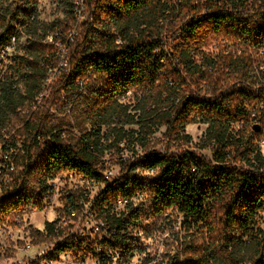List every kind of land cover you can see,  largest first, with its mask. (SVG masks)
<instances>
[{"label": "trees", "instance_id": "16d2710c", "mask_svg": "<svg viewBox=\"0 0 264 264\" xmlns=\"http://www.w3.org/2000/svg\"><path fill=\"white\" fill-rule=\"evenodd\" d=\"M10 1L0 0V48L15 35ZM26 1V11L18 10L27 17L26 43L0 89L3 151L22 145L11 162H0V226L42 210L53 182L72 174L104 186L91 202L102 223L93 234L103 236L64 238L45 264L62 255L128 264L139 251L134 200L144 195L155 213L173 210L197 232L168 264H264V154L234 128L264 126V0H187V16L169 39L161 22L175 13L162 0H88L93 20L78 28L74 42L62 39L66 68L46 43L49 32H40L34 13L40 0ZM60 1L74 14L75 0ZM71 20L61 34H71L77 19ZM210 46L216 55L206 52ZM55 71L60 77L47 87ZM139 91L135 104L123 101ZM45 92L49 98H41ZM15 120H22V136L11 134ZM196 123L208 126L202 142L212 159L189 150L146 152L163 127L168 139L189 146L186 128ZM121 145L137 158L121 162L128 174L109 184L104 159L113 149L124 152ZM138 148L145 154L138 157ZM69 202L77 210L78 200ZM56 226L47 223L46 231L61 238Z\"/></svg>", "mask_w": 264, "mask_h": 264}, {"label": "rangeland", "instance_id": "374dc122", "mask_svg": "<svg viewBox=\"0 0 264 264\" xmlns=\"http://www.w3.org/2000/svg\"><path fill=\"white\" fill-rule=\"evenodd\" d=\"M162 1L168 4L172 12L175 13V17L174 15H166L167 22H161L163 29V34L161 35H163V38L169 39L174 35L178 25L182 23L181 20L186 18L187 13L184 7L188 4L187 0ZM8 7L10 8L11 16L17 17L20 15L18 14L20 8L27 9L29 6L26 0H11ZM34 13L39 22L40 32H49L46 43L53 46L57 53L61 55L59 62L61 64L64 58L67 59V56H64L66 49L62 39L65 40L64 42L71 41L70 35L72 34L73 37L75 33L78 34V28L85 22L77 20L70 35L61 34V30L64 27L72 24L71 18H75V16L61 4L60 0H40ZM54 25H58L59 28L51 31L50 28ZM22 39L21 37V41ZM27 40H29L28 37ZM206 52H210L212 55L217 54V50L213 46L208 47ZM19 54L21 55L22 52ZM56 77H60L59 71H55L51 75L46 86H51ZM45 95L49 98V92H45L41 98H44ZM143 95L141 91L136 92V94L131 92L123 101L132 105L135 104L137 98H143ZM40 104L45 107L49 105L45 104V101H40L39 106H41ZM24 115H22V118ZM234 128L235 136L238 139L245 137L247 141L251 140L254 143V148L264 154V126H260L258 122L253 121L248 126L242 124L236 125ZM131 129L138 130V126ZM207 129L208 126L203 123L189 125L186 128V134L191 138V142L189 146H185L177 142L175 138L168 139L165 136L167 133L166 127L160 128L153 136L149 137L146 144V152L156 151L173 154L182 150H189L202 157L212 159V148L204 147L202 142ZM11 130H13L11 134L22 136L24 133L22 120H15ZM21 138L23 140V137ZM1 147L0 141V151ZM124 147V145H121L122 150ZM135 154L139 157L145 154V149H135ZM136 158H134V152L131 148H125L124 152H118L114 149L108 152L104 159L105 165L102 166L107 182L113 184L115 181L123 179L128 174V171L123 169L121 162L126 160L133 163ZM143 176L147 177L149 174L144 173ZM53 186L54 194L49 201H46L42 210L28 211L22 216L21 220L18 218V221H10L0 226V264H38L43 256L54 250L58 242L68 237H91L92 240L102 239L103 235L96 236V234H93L97 222L95 221L96 217L92 215L95 210L91 202L96 199L104 186L87 184L75 175L62 176L54 182ZM70 198L78 200L76 203L77 210L75 211L71 208ZM87 201L90 203H86ZM134 203L135 208L139 212V222L131 230H134L133 236L139 251L128 264H168L173 258L182 254L183 245L189 244L193 236L194 238L196 237L197 232L189 231L185 219L177 212L170 210L161 215L155 213L153 203L148 196H141L134 200ZM123 209L124 206L121 204L119 210ZM49 222H57L56 229L60 231L61 238L47 233L46 225ZM261 226L264 230V213L261 215ZM202 239L197 237L196 241H198V244L204 242L205 237ZM52 264L98 263L92 257L75 259L72 256H62L58 262H53ZM114 264H117V262L115 261Z\"/></svg>", "mask_w": 264, "mask_h": 264}, {"label": "built area", "instance_id": "2783aa9c", "mask_svg": "<svg viewBox=\"0 0 264 264\" xmlns=\"http://www.w3.org/2000/svg\"><path fill=\"white\" fill-rule=\"evenodd\" d=\"M87 1L88 0H75V2H74V4H75L74 16L77 20H80V22L82 20L84 22L93 20L91 14H90V8H89ZM20 11H26V9L20 8ZM32 19H34V17H32ZM26 21H27V17H25L24 14H20L19 16L16 17V19L14 21H12L11 28L14 30L15 35L12 38L11 42L3 45L0 48V89L7 82V78L11 74V70H12V66H13V63H12L13 56L16 54L20 45L26 43V40H25L26 39V36H25ZM70 36H71V41L73 42L75 40L76 36H78V34L75 33V35L73 37H72V34ZM21 37L23 38L22 41H21ZM64 56H67L66 53L64 54ZM60 67L61 68L67 67V62H66L65 58L62 60ZM6 138H7V140H9L8 137H6ZM0 141L2 144L1 151H0V153H1L0 162L1 163L2 162H8L9 163V162H11L12 155L17 152V149L18 150L21 149L22 145L19 143L16 150H13L11 152H4L3 151V146H4L3 142L4 141H2V140H0ZM64 176H73V175L72 174H65ZM53 184H54V182H53ZM49 223H53V222H49ZM101 228H102V223H100V224L97 223L95 226V231L97 233H99ZM95 231H94V233H96ZM61 257H60V259H61ZM42 258H44V256ZM42 258L40 259V261L42 260ZM52 263H50V264H52ZM38 264H45V263L40 262ZM46 264H48V263H46Z\"/></svg>", "mask_w": 264, "mask_h": 264}]
</instances>
